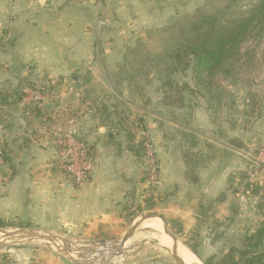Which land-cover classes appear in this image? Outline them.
Instances as JSON below:
<instances>
[{"label": "rangeland", "instance_id": "rangeland-1", "mask_svg": "<svg viewBox=\"0 0 264 264\" xmlns=\"http://www.w3.org/2000/svg\"><path fill=\"white\" fill-rule=\"evenodd\" d=\"M109 1L97 3L101 27H106L105 19L110 14L113 19L120 17L124 26L131 21L130 25H122L121 39L109 40L126 48L120 61L112 66L114 70H110L117 79L110 82L111 88L128 91L123 99L126 104L142 101L147 116L153 120L152 116L158 117L165 143L170 144L167 134L171 135L173 129L172 140L178 150L175 160L180 162V169L174 171L176 190L190 191L194 187L195 194L206 191L204 198L199 194L198 202H184L175 210L177 218H168L173 225L165 221L184 253L191 254L200 264H221L231 249L242 250L245 238L259 228L260 224L252 223L264 220V167L255 169L245 158L246 153L252 156L264 147V28L241 41L238 52L229 54L219 71L210 76L207 72L196 74L193 57L186 47L195 34L192 26L196 23L201 21V32L206 31L205 22L212 18L216 19L215 30L229 27L228 23L259 0H124L115 5ZM37 87L45 85L26 79L14 83L0 81V97L24 98L27 91ZM46 87L51 90L49 84ZM120 117L126 119L122 122L129 118L124 112ZM172 124H178L176 134ZM231 139L242 141L243 149L229 146ZM144 141L152 150L151 164ZM152 141L147 135L139 142L144 153L142 150L137 157L147 184L139 217L160 215L154 210L164 204L156 195L162 180ZM2 163L10 169L8 163ZM150 169L155 171L156 185L149 180ZM202 174H207L211 183L204 189ZM3 178L0 186L8 180L7 176ZM197 204L201 208L196 210ZM21 230L55 238L57 246L36 239H0V264H75L60 247L81 264H175L167 250L171 248L168 237L163 232L169 243L165 248L159 242L161 235L144 222L130 234L119 256L113 254L120 248L123 236L81 241L14 226L0 219V231Z\"/></svg>", "mask_w": 264, "mask_h": 264}, {"label": "crops", "instance_id": "crops-1", "mask_svg": "<svg viewBox=\"0 0 264 264\" xmlns=\"http://www.w3.org/2000/svg\"><path fill=\"white\" fill-rule=\"evenodd\" d=\"M97 3L0 0V81H37L52 91L34 109L24 98L0 104V147L10 168L0 163V181L8 178L0 186V219L81 241L122 237L143 211L147 184L135 149L147 135L153 139L162 180L156 195L164 201L154 211L173 225L168 218H177L173 213L182 203L198 202L199 194H206H195L194 187L176 190L174 171L180 162L175 160L173 129L167 134L170 144L165 143L158 117L150 119L142 101L126 104L128 91L111 88L110 82L117 80L112 66L126 48L109 40L121 39L124 25L110 14L101 27ZM121 112L127 121L122 122ZM172 127L176 134L178 124ZM69 131L76 132L94 160L88 181L80 186L66 179L55 162L52 137ZM202 177L204 189L211 183L207 174Z\"/></svg>", "mask_w": 264, "mask_h": 264}, {"label": "trees", "instance_id": "trees-1", "mask_svg": "<svg viewBox=\"0 0 264 264\" xmlns=\"http://www.w3.org/2000/svg\"><path fill=\"white\" fill-rule=\"evenodd\" d=\"M200 22L192 26L195 34L186 48L193 57L196 74L207 72L210 76L219 71V66L229 54L238 52L241 41L264 28V0L257 1L250 9L241 12L237 19L228 23L229 27L222 26L215 30L216 19L212 18L211 21L205 22V27L208 26L206 31L201 32L198 30L199 25L202 24ZM10 98L11 102H9ZM22 99V96L4 95L0 97V104L9 105ZM137 148L136 155L141 156L144 147L141 149L139 143ZM2 154H4L3 150ZM7 159L5 154L2 155L3 162ZM221 264H264V220L255 232L245 238L243 249H231Z\"/></svg>", "mask_w": 264, "mask_h": 264}, {"label": "built area", "instance_id": "built-area-1", "mask_svg": "<svg viewBox=\"0 0 264 264\" xmlns=\"http://www.w3.org/2000/svg\"><path fill=\"white\" fill-rule=\"evenodd\" d=\"M48 93L52 94L50 88L37 87L32 91H27L24 97V104L30 106H39ZM52 145L55 151V162L59 170L63 173L66 179L73 184L80 186L86 183L93 171L94 163L93 157L87 145L79 138L75 131L66 133H57L52 137ZM146 148V155L150 159V164L153 162L151 158V147L144 142ZM2 151H0V163H2ZM245 158L249 160L255 169H263L264 167V147L257 151L255 155L245 154ZM149 180L152 185L157 183L155 171L150 169ZM255 175V173H254ZM252 175V176H254ZM156 185V184H155Z\"/></svg>", "mask_w": 264, "mask_h": 264}, {"label": "water", "instance_id": "water-1", "mask_svg": "<svg viewBox=\"0 0 264 264\" xmlns=\"http://www.w3.org/2000/svg\"><path fill=\"white\" fill-rule=\"evenodd\" d=\"M228 145L231 147H234L237 150L243 149V143H242V141H240L238 139L229 140ZM152 219L158 220L161 223L162 230H163L164 234L167 235L169 237V239L171 240L172 247L170 249H167V250H168L169 254L171 255L172 259L174 260L175 264H184V263H182V261L180 260V258L177 255L178 240L175 238L173 233L169 230L165 219L162 216L155 215V214L136 217L134 219L133 223L130 225V227L126 231V233L123 235V237L120 241V248L113 255L119 256L121 254V249L123 248L124 243L128 240L130 234L140 224H142L143 222H145L147 220H152ZM0 239H2L4 241H21V240H34V239H36V240H40V241H44V242H47L49 244H52L53 246H57L56 245L57 239H55V238H52V237H49L46 235H40L39 233H36V232H30V231H24V230H21V231H0ZM60 250H62L65 253V255L69 257L71 262H73L75 264H81L78 260L71 257L70 254L68 253V251H66L65 249H63L61 247H60Z\"/></svg>", "mask_w": 264, "mask_h": 264}, {"label": "bare ground", "instance_id": "bare-ground-1", "mask_svg": "<svg viewBox=\"0 0 264 264\" xmlns=\"http://www.w3.org/2000/svg\"><path fill=\"white\" fill-rule=\"evenodd\" d=\"M147 228H150L156 232H158V234H160V245L164 246L165 248L168 247V244L170 243V246L172 247V242L169 239V237L166 235V237H168L169 239V243L168 241L165 239V237L162 235L163 231H162V226L161 223L158 220L152 219V220H147L144 222ZM154 232V233H156ZM156 235V234H155ZM106 254V253H105ZM104 254V255H105ZM177 255L180 258V260L182 261V263L184 264H200L191 254H186L182 251V249L178 248L177 245Z\"/></svg>", "mask_w": 264, "mask_h": 264}]
</instances>
